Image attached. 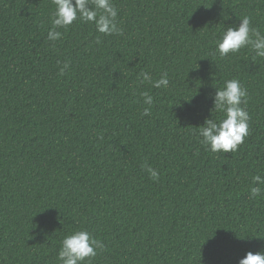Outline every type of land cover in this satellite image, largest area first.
I'll use <instances>...</instances> for the list:
<instances>
[{"label":"trees","instance_id":"obj_1","mask_svg":"<svg viewBox=\"0 0 264 264\" xmlns=\"http://www.w3.org/2000/svg\"><path fill=\"white\" fill-rule=\"evenodd\" d=\"M112 3L122 35L77 20L53 42L52 0H0V264H59L60 241L80 230L104 245L91 264H238L264 251V195L248 192L264 175V58L215 51L245 16L264 35V0ZM141 72H167L168 87ZM229 79L247 89L249 135L213 153L197 131L222 119L212 96Z\"/></svg>","mask_w":264,"mask_h":264},{"label":"clouds","instance_id":"obj_2","mask_svg":"<svg viewBox=\"0 0 264 264\" xmlns=\"http://www.w3.org/2000/svg\"><path fill=\"white\" fill-rule=\"evenodd\" d=\"M54 10L49 21L51 24L47 33L49 41L62 38V32L57 29L67 30L74 21L90 23L95 30L105 36L122 35L123 30L117 24L118 11L112 0H52ZM251 20L245 16L236 27H228L222 36L215 42V51L219 57L229 53H238L242 48H249L254 53L253 59L264 58V35L251 28ZM100 41L97 40V43ZM59 63V62H58ZM68 65L60 68L63 75ZM141 83L148 82L153 88H167L169 85L168 73L161 74L159 79L153 80L148 72L140 73ZM144 104L142 115H150L153 97L147 92L141 94ZM247 89L242 87L237 79H229L222 87L216 88L212 96L213 108L222 114V119H205L202 126L198 127L197 135L200 143L213 153H230L238 151L245 138L249 135L250 116L245 107L247 104ZM152 181L159 180V172L152 166H144ZM264 175L257 174L252 178L249 187V198L255 200L264 195ZM34 225L32 228H36ZM212 236V235H211ZM211 236L209 238H211ZM208 239V238H207ZM97 250H104L103 243L91 236L85 230L75 231L65 235L60 241L57 253L59 264H91L92 258L97 256ZM238 264H264V251L247 252Z\"/></svg>","mask_w":264,"mask_h":264}]
</instances>
